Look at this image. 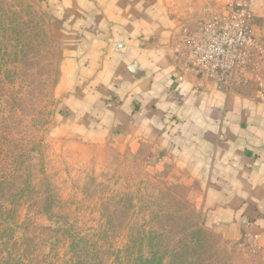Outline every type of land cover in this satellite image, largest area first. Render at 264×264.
<instances>
[{
    "label": "rangeland",
    "instance_id": "obj_1",
    "mask_svg": "<svg viewBox=\"0 0 264 264\" xmlns=\"http://www.w3.org/2000/svg\"><path fill=\"white\" fill-rule=\"evenodd\" d=\"M236 1L166 3L192 30ZM249 1L244 85L260 88L264 0ZM61 60L41 0H0V264H264V245L218 227L199 182L150 143L68 130Z\"/></svg>",
    "mask_w": 264,
    "mask_h": 264
},
{
    "label": "crops",
    "instance_id": "obj_2",
    "mask_svg": "<svg viewBox=\"0 0 264 264\" xmlns=\"http://www.w3.org/2000/svg\"><path fill=\"white\" fill-rule=\"evenodd\" d=\"M68 130L148 142L198 181L218 227L264 245V90L187 69L166 0H41ZM264 82V81H263ZM209 215V214H208Z\"/></svg>",
    "mask_w": 264,
    "mask_h": 264
},
{
    "label": "built area",
    "instance_id": "obj_3",
    "mask_svg": "<svg viewBox=\"0 0 264 264\" xmlns=\"http://www.w3.org/2000/svg\"><path fill=\"white\" fill-rule=\"evenodd\" d=\"M254 15L251 1L230 2L224 12L186 33L179 47L181 63L189 70L211 76L228 89L246 84L255 44ZM259 84L264 90V82ZM244 238L258 243L257 234L247 232Z\"/></svg>",
    "mask_w": 264,
    "mask_h": 264
}]
</instances>
